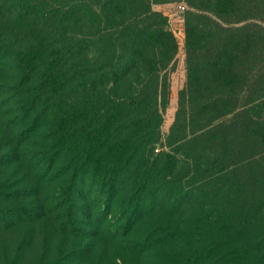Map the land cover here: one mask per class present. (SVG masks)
<instances>
[{
	"label": "trees",
	"instance_id": "16d2710c",
	"mask_svg": "<svg viewBox=\"0 0 264 264\" xmlns=\"http://www.w3.org/2000/svg\"><path fill=\"white\" fill-rule=\"evenodd\" d=\"M156 1L0 0L18 122L42 131L50 160L83 137L128 153L104 166L99 192H115L123 169L135 195L186 180L193 190L170 206L197 204L194 261L264 264V0H186L199 13L185 22V81L159 154L178 44ZM84 180L93 187L94 172ZM154 203L137 197L131 218Z\"/></svg>",
	"mask_w": 264,
	"mask_h": 264
},
{
	"label": "rangeland",
	"instance_id": "374dc122",
	"mask_svg": "<svg viewBox=\"0 0 264 264\" xmlns=\"http://www.w3.org/2000/svg\"><path fill=\"white\" fill-rule=\"evenodd\" d=\"M6 7H0V15L6 16ZM152 8L165 16L178 44L162 141L153 148L159 154L168 151L163 139L174 118L177 91L185 81V22L189 12L198 11L186 0H159L152 2ZM11 69L0 65V264H205L194 261L196 243L186 234L187 227L197 222V204L184 201L183 206H170L177 190H193L185 189L186 180L174 178L135 195L123 169L115 192H99L104 166H125L128 153H104L98 140L91 144L81 135V142L68 140L59 160H50L42 148V131L29 136L18 122L22 109L19 98L9 91L15 75ZM92 171L96 184L89 187L84 178ZM139 196L157 203L131 218V204ZM208 212L206 208L204 214ZM202 234L195 240L210 238V233Z\"/></svg>",
	"mask_w": 264,
	"mask_h": 264
}]
</instances>
